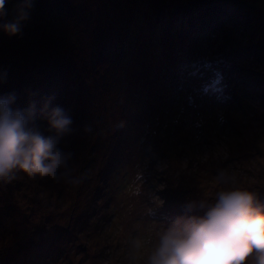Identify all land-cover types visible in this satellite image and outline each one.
<instances>
[{
	"label": "rangeland",
	"instance_id": "1",
	"mask_svg": "<svg viewBox=\"0 0 264 264\" xmlns=\"http://www.w3.org/2000/svg\"><path fill=\"white\" fill-rule=\"evenodd\" d=\"M22 2L5 0L0 23ZM95 4L112 15L104 35H81L88 19L54 14L51 0H31L21 22L46 16L41 43L0 29V96L34 105L45 135L43 110L62 107L73 123L58 147L73 154L72 175L85 177L72 184L19 172L0 181V264H130L133 239L146 254L185 214L162 199L175 189L162 185L176 181L162 172L170 162L193 201L212 202L228 187L264 195V0Z\"/></svg>",
	"mask_w": 264,
	"mask_h": 264
},
{
	"label": "clouds",
	"instance_id": "2",
	"mask_svg": "<svg viewBox=\"0 0 264 264\" xmlns=\"http://www.w3.org/2000/svg\"><path fill=\"white\" fill-rule=\"evenodd\" d=\"M4 4L0 0V19L6 15ZM30 7L31 0H23L14 20L0 23V29L9 36L20 33ZM16 99L14 93L0 96V181L11 182L22 172L30 177L82 182L85 177L73 176L69 168L73 154L58 147L61 138L72 131V118L60 106L46 108L43 116L50 134L45 135L34 122V105L14 107ZM219 179L234 183L225 172ZM184 213L157 232L146 254V242L133 239L130 264H264V200L256 192L224 188L212 202H186Z\"/></svg>",
	"mask_w": 264,
	"mask_h": 264
},
{
	"label": "trees",
	"instance_id": "3",
	"mask_svg": "<svg viewBox=\"0 0 264 264\" xmlns=\"http://www.w3.org/2000/svg\"><path fill=\"white\" fill-rule=\"evenodd\" d=\"M33 1V5L36 6L37 1L39 0H32ZM97 2L100 4V0H97ZM52 3V7H53V13L55 14V11L60 13L59 15L65 16L66 18H75L77 19V22H79V17L84 16V19H88L87 22L90 23L89 27H87L86 29L83 27L80 30L81 35L83 36H88V35H92L93 31H96L98 33H106V31L109 28H106V24L108 23L109 26L112 25V15L110 17L104 16L101 14L100 11V7L95 4L96 6L94 7L93 5V0H51ZM95 9V11H93V7ZM105 8V7H104ZM109 12V11H108ZM52 13V14H53ZM51 15V14H49ZM46 16H42L40 15V13H37V15H35V17L32 16L33 18V23L26 24L23 23L22 25V30H21V34L24 36V34L26 33H30V34H36L37 36L34 39H31L32 43H41L43 40V38L47 35L44 31H41L40 28L37 27V25L40 24V22H42V18H45ZM102 18H104V27H102L100 22H95V19L101 20ZM82 19V18H80ZM94 22V27L97 29H95L92 26V23ZM33 24V25H32ZM30 25V26H29ZM32 25V26H31ZM43 37H42V35ZM55 33L52 32L51 36H53ZM53 38V37H52ZM104 42V38L103 41ZM107 41H105L106 43ZM101 44V43H99ZM44 49L47 50V48H50V42L49 39L45 41V43H43ZM83 49V48H82ZM89 87H91V84H89ZM103 89V88H102ZM174 164H172L170 162V165L163 169V174L166 175L168 177V175H172L173 172V176H175L176 181L170 180L168 178L167 181L163 182V186L164 188H175L170 189L169 191H166L167 193L165 195L162 196V199L164 198L165 202H169L174 201V203L176 205H179L181 208H184V205L186 202L189 201H193L194 199V194L192 193V191L190 189H183L182 187V181H178V177L180 176V165L175 164V169H173ZM162 174V175H163ZM190 180V179H189ZM188 180V183H190V181ZM257 188L255 190L251 189L252 191L257 193L258 188H260L259 186H256ZM249 190V191H251ZM186 194H189L186 195ZM258 194V193H257ZM262 200H264V195L262 194L261 196H259ZM210 198V197H209ZM82 217H85V215H83ZM88 220V218H87Z\"/></svg>",
	"mask_w": 264,
	"mask_h": 264
}]
</instances>
